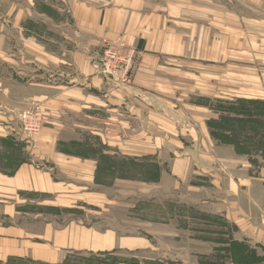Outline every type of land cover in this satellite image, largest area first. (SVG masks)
<instances>
[{
  "label": "crops",
  "instance_id": "crops-1",
  "mask_svg": "<svg viewBox=\"0 0 264 264\" xmlns=\"http://www.w3.org/2000/svg\"><path fill=\"white\" fill-rule=\"evenodd\" d=\"M225 4L222 18L201 0H0V263L148 247L74 218L57 225L62 211L101 214L107 179L169 183L178 216L215 218L264 261V129L220 142L209 126L217 103L264 104V0ZM105 41L137 54L127 86L97 74ZM34 106L44 122L30 142L18 116Z\"/></svg>",
  "mask_w": 264,
  "mask_h": 264
},
{
  "label": "rangeland",
  "instance_id": "rangeland-1",
  "mask_svg": "<svg viewBox=\"0 0 264 264\" xmlns=\"http://www.w3.org/2000/svg\"><path fill=\"white\" fill-rule=\"evenodd\" d=\"M225 2L226 0H201V5L208 11H217L223 15V18L226 11ZM233 9L237 11L235 5ZM220 19L218 18V25L223 28H218L217 33L219 34L224 33L225 27V20ZM108 46L117 47L119 53L123 56L133 51L123 46L122 42L105 41L102 45L101 55L104 47ZM133 56L130 75L125 82L104 77L99 74L98 69L97 74L105 81L118 87L127 86L132 80L137 59L136 53ZM99 65L100 61L98 68ZM255 110L264 112V106L255 108ZM94 124L91 122V125ZM223 139L221 138L220 142L224 141ZM122 141L125 140L122 138ZM129 165L127 162L122 166L123 177L126 174L125 172L130 170ZM138 170L139 172L136 175H139V180L147 179V181H153L150 183H156L152 179L153 170L148 175H146V170ZM108 181L109 179H107L106 188L102 190L111 199L110 202H114V204L109 203L106 205L104 211L101 214L99 213L98 216L94 214L96 211L93 209H91V211H94L92 213L91 211L90 213L81 211V213L75 212L71 215L64 211L59 212L57 225L64 226L68 220L74 218L77 222L94 225L101 230L115 228L119 230L122 236H137L146 239L149 246L145 249L133 251L113 250L111 252L72 253L61 264H264V261L258 258L256 249H250L247 244L241 242L228 241L226 238L229 235L223 233V228L215 218L203 217L200 224L193 225L194 222L191 223L190 220L178 216V213L184 209L178 202L176 191L167 193L170 187L169 183L144 187L127 182L114 186L109 185L111 182ZM161 186H164V188ZM145 200H147L146 203ZM26 209L29 214L35 213L29 206ZM29 220L25 219L23 224L30 227L35 226L36 223H30ZM0 264L43 263L9 259Z\"/></svg>",
  "mask_w": 264,
  "mask_h": 264
},
{
  "label": "built area",
  "instance_id": "built-area-1",
  "mask_svg": "<svg viewBox=\"0 0 264 264\" xmlns=\"http://www.w3.org/2000/svg\"><path fill=\"white\" fill-rule=\"evenodd\" d=\"M134 51L127 55L119 53L117 47H104L100 57L98 72L112 80L125 82L130 75ZM43 114L38 106H34L18 116L20 132L28 141L34 142L41 134L43 128Z\"/></svg>",
  "mask_w": 264,
  "mask_h": 264
},
{
  "label": "trees",
  "instance_id": "trees-1",
  "mask_svg": "<svg viewBox=\"0 0 264 264\" xmlns=\"http://www.w3.org/2000/svg\"><path fill=\"white\" fill-rule=\"evenodd\" d=\"M263 106L264 104L254 102L215 104L214 108L219 112V119L209 123L211 135L218 139V141L224 138V141L221 142H226V140L231 141L237 138V136L227 137L225 132L227 130H233V133L237 134L235 130L237 129L240 132L247 131V134L254 135L252 137L253 139H257L259 135L257 134L258 130L264 129V112L256 111L255 108H262ZM261 126L262 128H260Z\"/></svg>",
  "mask_w": 264,
  "mask_h": 264
}]
</instances>
